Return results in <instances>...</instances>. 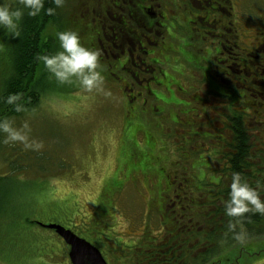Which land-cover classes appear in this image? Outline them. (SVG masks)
Segmentation results:
<instances>
[{
	"label": "rangeland",
	"instance_id": "374dc122",
	"mask_svg": "<svg viewBox=\"0 0 264 264\" xmlns=\"http://www.w3.org/2000/svg\"><path fill=\"white\" fill-rule=\"evenodd\" d=\"M230 1V18L237 29L235 39L234 30L231 31L238 44L236 51L246 55L245 50L254 52L258 47L264 53L260 45L264 41V0ZM93 4L94 0H65L59 7L56 24L48 25L47 33L54 38L51 52L58 48L56 32L65 29L75 30L85 46L97 50L108 94L86 92L78 82L58 83L43 66L45 85L38 102L22 115L11 118L17 125L28 120L30 139L35 138L41 147L3 143L0 134V175L6 177L0 179V264H71L63 239L40 223H59L70 228L100 248L110 264H131L127 255L122 256L128 250L127 244L133 248L147 236H155L157 242L167 231L164 221L170 222L160 214L162 202L158 197L163 190L171 192L175 172L178 185L171 193L179 194L174 197L178 201L183 192L189 195V201H198L202 195L193 189L203 180L214 179L208 166L216 167L217 163L214 153L206 147L216 143L211 138L218 124L210 123L209 119L214 120L218 106L226 105L225 99L223 102L217 95L220 89L214 81L229 85L227 78L233 73L228 65L236 71L235 78L239 81L238 69L242 67L229 63L232 60L221 45L225 43V31L217 39L212 37L215 33L191 31L178 25L172 36V50H164L165 54L152 63L157 74L155 80L142 88L134 82L135 91L143 92L134 102L143 117L130 114L128 121L123 113L132 104L126 97L128 81L132 80L127 74L126 79L118 80L116 74L125 70L112 65L109 71L108 60L102 58L95 45L90 11ZM241 87L237 84L239 94L243 93ZM148 88L152 95H145ZM254 95L259 101L258 95ZM244 99L252 102V109H257V121H262L250 123L254 133L263 134L264 106L257 107L256 101ZM159 165L173 172H156L148 178L146 168L155 169ZM137 170L141 172H134ZM181 175L184 177L179 181ZM166 180L170 181L169 190L165 189ZM151 189L156 196L153 193L150 196ZM97 201L101 205L98 213ZM166 208L170 210V204L163 207L164 212ZM108 222L113 226L112 236L104 235ZM101 235L115 244L117 250L113 254L99 242ZM46 236L57 239L64 250L60 246V251L57 241L50 255L35 250L36 244L30 246L34 238L41 240ZM149 239L153 242L147 237L144 246ZM205 264H264V236H246L243 244L236 241Z\"/></svg>",
	"mask_w": 264,
	"mask_h": 264
},
{
	"label": "trees",
	"instance_id": "16d2710c",
	"mask_svg": "<svg viewBox=\"0 0 264 264\" xmlns=\"http://www.w3.org/2000/svg\"><path fill=\"white\" fill-rule=\"evenodd\" d=\"M49 6L56 7L51 3V0H44V7ZM230 8L231 1L226 0V24L231 21ZM59 11L58 7L55 13L50 15L42 8L36 16L25 14L20 22V35L17 37L5 34L3 28H0V47L2 48L0 51V117H18L23 112L33 108L38 102L45 81L43 62L38 60L37 57L41 53H50L52 46H54L52 45L54 44V38L47 33V28L48 25L56 24L58 15L60 16ZM233 30L225 31V43L221 42V45L226 51V56H230L232 60L229 63L234 66L239 64L242 66L238 69L241 72V79L236 81V71L233 72L232 67L226 64L230 72L233 73L230 78H227L229 85L221 80L214 81V85L220 89L219 92L216 91L217 95L222 98L223 102L224 99L226 101V105L221 104L216 109L214 120L209 119L210 123L218 124L213 128L215 134L211 138L215 139L216 143L213 146L211 144L212 147H206L210 148L208 152L214 153L213 159L217 163L216 167L213 165L208 166L214 179L201 181L202 173L198 177L201 183L198 184V188L193 189V191L201 193L202 197L198 201L191 202L189 201V195H185V192H183V200L181 198L178 201L174 197L177 198L179 194H173L178 185V172H175L176 179L174 185L171 186V192L173 191V193L169 191L163 193L164 190L161 188L163 191L158 197V201L162 202V213L160 214L162 217L164 215L165 218H168L171 225L164 221L167 231L165 230L162 239L160 238L157 242L154 241L155 236H147L153 240L151 243L149 239L147 246H144L147 237L143 240V243L137 242L133 248H131V244H127L128 250L126 249L122 256L127 255L131 264H205L211 261L215 255L225 251L236 242L231 234H225L227 221L230 218L225 216L223 211V200L227 198L231 173L238 171L241 173L242 178L249 183L255 185V182L259 181L264 185V131L263 134H255L254 127L251 126L255 122L259 124L262 121H257V109H252V102L244 99L246 97L249 100L256 101L257 98L254 94H257L260 98L259 101H256L257 107L264 106V53H260L257 47L254 52L246 50V55H242L243 53H240V55L236 51L238 44L234 40L235 31L233 33L234 39L232 38L231 31ZM207 33L209 34V32ZM210 34L214 35L213 33ZM212 37L221 39L219 35ZM234 43L236 45H233ZM260 45H263L262 51H264V41ZM108 69L111 70V68ZM210 77L212 76L210 75ZM224 78L226 79V77ZM237 84H241L240 91L243 92L242 94L237 93L239 90ZM9 93L19 94V102L25 104V111L17 113L13 110L12 105L4 102L3 98ZM238 103L242 104H240L242 108H238ZM186 108L187 111L190 110V107L189 109ZM249 109H252L251 113ZM138 115L143 117L142 114ZM189 132L192 137L191 129ZM206 133L210 132L207 131ZM203 134L205 137L207 136V134ZM158 167L150 170L146 168L144 172H147V177L151 178L156 174ZM10 174L8 173V175ZM182 175L179 181L183 179L184 176ZM3 178L6 177L0 175V179ZM169 183V180L165 181V189H167ZM153 190L151 189L150 196L152 193L156 196ZM184 200L189 203H184ZM169 204L170 210L166 208L164 212L163 207ZM95 205V211L98 213L101 205L98 201ZM232 219L235 222L237 218ZM31 221L34 222V220L29 222ZM237 227L238 229L243 228L247 233V237H263L264 215L246 213L245 218H240ZM40 239L34 238L30 246L33 248L36 244L34 249L41 254H52L54 252V241H57L58 246L62 247L57 239L50 236ZM64 246L66 248L65 244ZM62 248L64 250V247Z\"/></svg>",
	"mask_w": 264,
	"mask_h": 264
},
{
	"label": "flooded vegetation",
	"instance_id": "af4514ba",
	"mask_svg": "<svg viewBox=\"0 0 264 264\" xmlns=\"http://www.w3.org/2000/svg\"><path fill=\"white\" fill-rule=\"evenodd\" d=\"M225 1L94 0L90 8L91 26L96 34L95 45L101 50L103 57L100 56L108 60V68L114 64L125 70L120 75L116 74L118 80L126 79L124 76L126 74L132 80L128 81L126 87L127 101L132 103L124 109L123 116L126 120L129 121L131 116L142 114L140 111L137 112L134 102L137 95L142 96L143 92L142 89L135 91L134 82L142 88L155 80L157 74H154L152 63L158 60L164 50H172V36L178 25L189 27L191 31L201 30L216 35L223 34L226 30L230 31L232 28L237 31L233 22L229 21L226 24ZM202 17L204 19H201ZM149 90L151 89L148 88L145 95H152ZM144 100L146 97L143 98ZM130 114L132 115L129 116ZM156 172H173V170L159 165ZM108 223L104 235L112 236L113 226ZM92 232L96 235L93 230ZM98 240L108 253L113 254L117 250L115 244L106 236L101 235Z\"/></svg>",
	"mask_w": 264,
	"mask_h": 264
},
{
	"label": "clouds",
	"instance_id": "9594fccd",
	"mask_svg": "<svg viewBox=\"0 0 264 264\" xmlns=\"http://www.w3.org/2000/svg\"><path fill=\"white\" fill-rule=\"evenodd\" d=\"M65 0H51L56 7H44V0H0V28L5 34L17 37L20 35L22 17L36 16L43 8L48 14H54L56 8L63 6ZM19 4L21 6H14ZM58 41L57 50L50 53H41L37 59L43 62L46 71L58 83L78 82L86 92L107 91L104 89L105 77L99 68L100 59L97 50L85 46L75 30H59L55 34ZM4 102L13 106L17 113L25 111V104L19 102L18 93H9L3 98ZM30 124L23 120L19 125L9 117H0V134L3 143L19 142L24 148L38 149L41 147L35 138L30 139ZM223 211L230 219L226 225V235L243 244L247 233L243 228L238 229L240 218L246 213L264 215V185L259 181L255 185L249 183L238 171L231 173L228 184L227 198L223 200ZM232 218H237L234 222Z\"/></svg>",
	"mask_w": 264,
	"mask_h": 264
},
{
	"label": "water",
	"instance_id": "95a60500",
	"mask_svg": "<svg viewBox=\"0 0 264 264\" xmlns=\"http://www.w3.org/2000/svg\"><path fill=\"white\" fill-rule=\"evenodd\" d=\"M40 224L53 229L68 245L67 255L71 264H110L94 244L71 229L59 223Z\"/></svg>",
	"mask_w": 264,
	"mask_h": 264
}]
</instances>
